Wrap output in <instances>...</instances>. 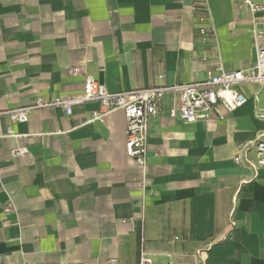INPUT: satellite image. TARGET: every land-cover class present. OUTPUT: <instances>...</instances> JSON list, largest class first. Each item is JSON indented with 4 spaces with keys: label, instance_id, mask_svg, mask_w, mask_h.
<instances>
[{
    "label": "crops",
    "instance_id": "1",
    "mask_svg": "<svg viewBox=\"0 0 264 264\" xmlns=\"http://www.w3.org/2000/svg\"><path fill=\"white\" fill-rule=\"evenodd\" d=\"M263 21L238 0H0V264H137L141 251L167 264L203 247L207 264H264V168L233 162L264 131L256 86L233 113L193 123L168 114L177 95L164 93L143 174L120 111L88 121V102L10 119L37 97L78 93L86 75L116 92L248 69ZM202 26L215 28L206 44Z\"/></svg>",
    "mask_w": 264,
    "mask_h": 264
},
{
    "label": "built area",
    "instance_id": "2",
    "mask_svg": "<svg viewBox=\"0 0 264 264\" xmlns=\"http://www.w3.org/2000/svg\"><path fill=\"white\" fill-rule=\"evenodd\" d=\"M238 2L253 15L264 11V4L257 0H238ZM198 32L200 42L203 44L215 36L213 26L199 27ZM253 40L255 61L251 67L245 70L226 71L221 65H218L214 69H207L205 77L199 81L116 92L109 91L93 75H86L82 89L78 93L52 100L37 97L31 105L11 111L10 119L12 123L25 122L30 111L52 106L60 107L67 115H70L73 105L88 102L98 105L96 109L92 110L88 121L101 120L113 112L120 111L125 118V153L143 174L147 160L150 124L160 112V100L164 93L173 91L177 95L176 103L169 107L168 114L187 123H193L199 119H209L212 115H216L219 108L222 109L224 115L233 113L248 99L244 86H256L253 93L255 100H258L257 95L264 93V21L259 27H256ZM208 59L209 57L203 54L198 62L204 64ZM220 116L223 115L220 114ZM6 135L17 136L11 126L7 128ZM26 151V147L16 146L11 149V154L19 156ZM233 162L242 169L251 171L253 175L263 169L264 131L258 133L253 140L239 145L233 156ZM11 209L12 206L8 203L4 207V212H9ZM230 225L233 227L234 222L231 221ZM208 248H200L188 255L171 256L167 264H207ZM137 264H153V260L147 253L141 251Z\"/></svg>",
    "mask_w": 264,
    "mask_h": 264
}]
</instances>
